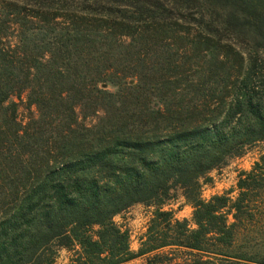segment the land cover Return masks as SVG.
<instances>
[{"label":"trees","instance_id":"16d2710c","mask_svg":"<svg viewBox=\"0 0 264 264\" xmlns=\"http://www.w3.org/2000/svg\"><path fill=\"white\" fill-rule=\"evenodd\" d=\"M260 142L264 0H0V264H264V155L200 197ZM178 190L191 225L160 207Z\"/></svg>","mask_w":264,"mask_h":264},{"label":"rangeland","instance_id":"374dc122","mask_svg":"<svg viewBox=\"0 0 264 264\" xmlns=\"http://www.w3.org/2000/svg\"><path fill=\"white\" fill-rule=\"evenodd\" d=\"M134 83V79L128 80L129 85H133ZM106 89L114 91V88L111 86H107ZM27 116L28 112L23 107H20L18 118L26 121L25 118ZM262 155H264V142L246 147L239 156L229 159L223 167L211 171L205 179L200 181L201 199L207 201L215 195L225 193H229L230 196L234 197L236 195L235 188L238 174L242 171H249ZM160 207L163 211L170 212L174 219L179 221L185 220L191 225L192 208L185 202L181 191L171 192L169 199ZM155 209L156 206L135 204L113 218L116 226L128 231L129 246L132 251L136 252L140 248ZM163 251L167 253L171 252L169 249ZM73 254L72 250H58L55 260L56 264H70ZM170 254L176 253L171 252ZM185 255L177 253V256L180 257H184ZM146 258L140 257L125 264H146Z\"/></svg>","mask_w":264,"mask_h":264}]
</instances>
